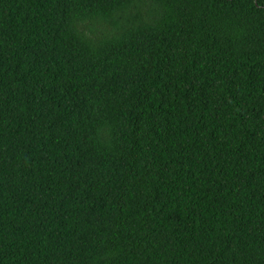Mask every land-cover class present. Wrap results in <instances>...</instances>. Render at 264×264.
<instances>
[{
    "label": "trees",
    "instance_id": "obj_1",
    "mask_svg": "<svg viewBox=\"0 0 264 264\" xmlns=\"http://www.w3.org/2000/svg\"><path fill=\"white\" fill-rule=\"evenodd\" d=\"M0 264H264V0H0Z\"/></svg>",
    "mask_w": 264,
    "mask_h": 264
}]
</instances>
